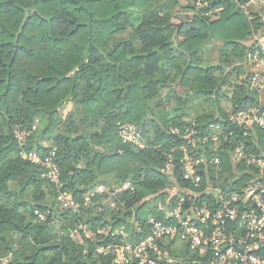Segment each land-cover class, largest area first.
Segmentation results:
<instances>
[{"label": "trees", "instance_id": "obj_1", "mask_svg": "<svg viewBox=\"0 0 264 264\" xmlns=\"http://www.w3.org/2000/svg\"><path fill=\"white\" fill-rule=\"evenodd\" d=\"M209 1L222 10L185 25L172 21L171 6L180 0H0V264H109L98 244L118 242L112 232L123 227L135 241L158 214L153 199L174 188L194 190L178 165L172 174L164 171L166 154L181 145L187 127L203 133L212 121L228 122L220 101L224 78L243 64L256 26L236 0ZM127 29L133 31L121 36ZM213 41L221 42L219 61L205 66ZM243 92L235 89V110L248 98ZM195 97L208 107H194L188 122L187 103ZM123 122L140 127L145 148L121 139ZM34 124L21 142L15 130ZM53 147L59 184L22 155ZM219 154L223 187H233L244 166ZM126 180L136 191L114 196L115 206L100 196L84 204V193L98 183ZM61 192L77 199L79 210L63 208ZM37 211L48 212L46 219ZM79 220L108 234L76 243L69 229ZM185 255L197 257L190 250Z\"/></svg>", "mask_w": 264, "mask_h": 264}, {"label": "built area", "instance_id": "obj_2", "mask_svg": "<svg viewBox=\"0 0 264 264\" xmlns=\"http://www.w3.org/2000/svg\"><path fill=\"white\" fill-rule=\"evenodd\" d=\"M244 3L264 9V0ZM245 4L239 5L244 11ZM222 8L211 9L219 12ZM200 15L208 16V13ZM245 44L244 62L233 72V83L243 85L248 98L241 99V107L229 114L225 124L212 121L203 133L194 124L187 127L182 133L181 145L172 147L166 154L164 171L172 174L174 165H178L183 179L194 190L185 188L180 192L174 188L170 196L174 202H157L158 214L148 218L147 232L135 241L128 240L123 227L112 232L119 236L118 242L98 244L96 252L110 259L109 264H264V34L259 30ZM243 70L244 77L236 75ZM36 128L34 124L31 129L23 130L18 139L22 142ZM118 133L124 142L141 148L147 146L140 127L134 123H119ZM222 151L230 154L234 167L244 166L233 187L224 188L225 178L219 175L224 166L219 154ZM22 155L41 165L50 182L60 183L55 147L44 153L29 151ZM209 170H215L216 177H211ZM135 191L131 180L113 187L98 183L84 193L83 201L88 205L103 194ZM58 201L63 208L79 210L80 202L68 192H61ZM47 213L37 211L41 219ZM159 214L164 217L159 218ZM135 227H140L139 222H135ZM84 234V239L95 242L108 231L84 224ZM176 237L186 241L184 249L177 250ZM189 250L197 257L186 256Z\"/></svg>", "mask_w": 264, "mask_h": 264}, {"label": "rangeland", "instance_id": "obj_3", "mask_svg": "<svg viewBox=\"0 0 264 264\" xmlns=\"http://www.w3.org/2000/svg\"><path fill=\"white\" fill-rule=\"evenodd\" d=\"M236 2L238 3V5H240V4L244 5L245 4L243 1H239V0H236ZM210 3L211 2L209 0H180V2H177L176 4H173L171 6V8H172L171 9L172 21L179 23L180 21H179V19H177L176 15L180 14V13L194 14L196 16L197 14H202V13L204 14L207 12L208 16L215 17L218 12H216L215 9H214V11H212L213 9H211L210 7L213 8V6ZM193 4L196 6V9H194ZM159 8H160L159 12H161L162 11L161 6H159ZM245 11L248 12L249 16L252 18V20L256 24V26H254V31H255L254 34L251 35L248 39L250 41L255 34L257 35L259 30H261V34H264V21L261 22V16L264 15V9L260 6H257V5L247 6L245 4ZM183 24H185V22ZM185 25H184V27H185ZM132 31H133L132 29H127L124 33L121 34V36L126 37ZM181 39L182 38L180 37L179 40H181ZM220 46H221V42H219V41L210 42L209 45L206 46L205 52H204L205 60H204L203 65L207 66L210 64H217L218 63ZM238 74L240 75L239 77L242 78L245 76V71L243 70L242 72H238L236 75H238ZM216 75H217V77H220V76H222V73L217 72ZM234 76H233V72L226 74V77L224 78V84H223L224 87L221 90L222 94L220 96V101H221V105H222L221 107H223V109L228 114L235 111L236 105H235V102L233 100V95L235 93V89L237 87H243L244 88L243 93H244V95L246 94V90H245V87L243 85H241V86L234 85V83H233ZM165 91H167V90H165ZM184 91H185V89H183L182 87L179 88L180 93H183ZM187 104H188L187 116L185 119L188 122L191 120V118L193 116H195L194 107H197V109L199 111L208 107V104L204 101V99L202 97H195V100L193 102L189 100ZM70 107H71V104H67L66 106H64L62 108V112L64 115L68 112ZM22 131L23 130H20V129L15 130L17 138H20L22 136L21 135ZM32 151H36V150H32ZM22 153L24 154V153H28V152L23 151ZM114 196H118V195L103 194V195H100V197H98V198H102L100 200H103L102 201L103 203H107L111 206H115L117 201H116V199L113 198ZM170 199L171 198L169 195L165 196L163 199H159L158 201H157V199H153L154 200L153 206L155 207L157 205V202H159V201H161L163 203H169V202L171 203L172 200H170ZM100 200H99V202H100ZM45 219H46V217L44 219H41V220H45ZM100 228H102V227H100ZM104 229L106 231H108L107 228H104ZM69 235H70L71 239L73 241H75L76 243H83L84 236H85V234H84V222L80 221V220L77 221L75 223V226L73 228L69 229ZM175 241H177L176 242L177 250H182L185 248L186 241L184 239L176 237Z\"/></svg>", "mask_w": 264, "mask_h": 264}, {"label": "water", "instance_id": "obj_4", "mask_svg": "<svg viewBox=\"0 0 264 264\" xmlns=\"http://www.w3.org/2000/svg\"><path fill=\"white\" fill-rule=\"evenodd\" d=\"M177 19H179V21L181 23H189L192 24L195 15L194 14H187V13H180L176 15Z\"/></svg>", "mask_w": 264, "mask_h": 264}]
</instances>
